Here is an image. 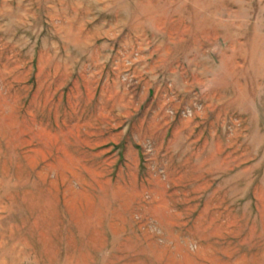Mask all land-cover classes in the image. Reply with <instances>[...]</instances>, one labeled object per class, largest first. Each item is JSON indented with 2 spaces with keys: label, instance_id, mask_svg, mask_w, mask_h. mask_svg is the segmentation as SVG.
Instances as JSON below:
<instances>
[{
  "label": "rangeland",
  "instance_id": "rangeland-1",
  "mask_svg": "<svg viewBox=\"0 0 264 264\" xmlns=\"http://www.w3.org/2000/svg\"><path fill=\"white\" fill-rule=\"evenodd\" d=\"M0 264H264V0H0Z\"/></svg>",
  "mask_w": 264,
  "mask_h": 264
}]
</instances>
